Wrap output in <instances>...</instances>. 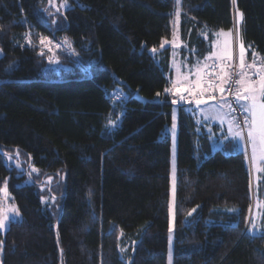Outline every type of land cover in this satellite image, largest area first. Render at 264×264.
I'll use <instances>...</instances> for the list:
<instances>
[{
  "label": "trees",
  "instance_id": "obj_1",
  "mask_svg": "<svg viewBox=\"0 0 264 264\" xmlns=\"http://www.w3.org/2000/svg\"><path fill=\"white\" fill-rule=\"evenodd\" d=\"M67 2L56 12L50 0H0V189L8 180L22 216L0 233L1 263L167 264L165 128L176 107L173 264H264V234H249L253 193L245 155L213 152L187 109L192 104H173L164 94L171 49L161 44L173 35L175 0ZM180 8V37L199 57L208 51L202 33L232 31L242 13L240 41L249 57L264 59V0H181ZM29 34L61 45L60 68L27 44ZM19 152L45 175L66 172L56 218L43 210L37 183L19 186L5 165L4 155Z\"/></svg>",
  "mask_w": 264,
  "mask_h": 264
},
{
  "label": "rangeland",
  "instance_id": "obj_2",
  "mask_svg": "<svg viewBox=\"0 0 264 264\" xmlns=\"http://www.w3.org/2000/svg\"><path fill=\"white\" fill-rule=\"evenodd\" d=\"M64 4V0H52V9L56 12L59 8V12L62 10H65L68 8L69 4L67 2V6H62ZM175 15H174V22H173V35L168 43H164V46L161 47V49L169 47L171 49V56H170V70L172 72V76L169 77V86L167 88H173L174 83H178L179 85H185L189 86V72L190 71H197L201 68V65L209 64V63H217L219 65H223L226 63L233 62V60L236 58L238 60V64L240 66V57H241V41H240V30L241 26L243 24V17L241 18L240 14H237V18L235 20L234 29L231 30H220V31H211V30H205L202 33V37L207 42L208 51L204 55V57H199L197 52V48H189L187 44L182 41L180 37V14H181V0H179V3H177V0H175ZM177 12H179V16H177ZM53 21H57V16L52 17ZM228 33H231L230 35H227ZM41 38H34L32 35H28L26 40L27 44L36 46L40 54L42 56H45L46 60L48 61V64L52 66L53 68H60L61 62L63 60V55H65L64 51L61 49V45L55 41L54 39L50 37L47 38L45 42L42 44ZM63 42L67 40V44H69V40L65 37L62 39ZM49 41L51 43H49ZM59 45V47H57ZM51 48V51L49 49ZM185 51V58L182 57V51ZM159 50H156V54L153 55L152 51H150V54L156 58L159 54ZM255 53L254 59L248 61V64L255 63L257 66H260L262 63H264V59L259 57L260 55ZM69 56H72L68 53ZM231 56V59H228V56ZM2 56V52L0 50V57ZM192 57V62H189V58ZM247 53L246 49L244 48L243 58L247 59ZM249 59V58H248ZM72 61L77 66H80L83 72L85 71V67L80 63L77 56H73L71 58ZM247 65V64H246ZM208 67V66H207ZM253 69L251 76L256 79V71H254L256 68ZM250 68L245 67L243 71H250ZM197 73V72H196ZM199 73H201V69L199 70ZM205 76V75H204ZM197 80L200 79V76H197ZM203 82H201L202 84ZM165 88V89H167ZM198 91V90H197ZM165 95H170L172 100L177 99L174 97V91L172 93H166L164 90ZM186 99L184 100V103L186 104H192L193 97L189 96V93L187 92L185 95ZM224 99H221L218 103L214 102V105L203 103L201 107L195 108L193 106H189L187 109L190 111L195 121L198 124H202L204 121H207L208 119H213L215 112H221L220 109L222 108L221 105L224 103ZM182 104L183 102L178 101L176 104ZM226 104V103H225ZM245 103H242L244 105ZM175 114H176V135H175V147L173 142V136H172V122L166 126L165 132L168 133L170 136L171 141V167H170V199H169V226L173 225L174 221V211H175V200H176V182H177V137H178V112L175 107ZM235 124V123H234ZM232 127V126H231ZM230 126H227L226 132H223L221 135H215L213 132H211L210 140H211V146L212 151H222L224 155L230 156L238 153H243L245 155L251 181H252V193H253V207H252V222H255L257 228L253 231H249V234L252 236H258L264 234V192H263V183H264V160H261L257 158V160L254 162L252 159V147L251 144L247 140V132L244 135V139L237 141L231 138V132L229 131ZM238 130L236 128V125L232 127V131ZM227 137V139H226ZM237 144L239 145L237 147ZM11 156L12 160H8V157ZM257 156L259 157V151L257 152ZM4 163L7 166V168L10 171H15V176L18 178L17 184L19 186L21 185H36L37 183V191L40 195V201L43 207L44 211H49L50 214L53 217H57L60 213V209L62 207V198L63 194L61 195V189L59 188L61 185H63L65 179H66V172L62 171L57 176L54 175H45L43 171L37 167H35L32 163H30L28 157L22 153H14L4 155ZM173 167H175V191L173 193ZM35 169V171H33ZM12 174H10L8 177H10ZM8 179V178H7ZM6 185L8 183V180L5 181ZM53 186V184H55ZM5 186V183L3 184V189ZM53 186V187H52ZM263 192V193H262ZM55 196V202H53L52 197ZM17 209V206L14 204L11 198V194L8 190L7 185V192L0 191V210H9V209ZM19 212V210H18ZM11 219L9 221H6V228L0 229V233L2 235H5L6 231L9 228V225L11 222H17L22 219L21 213L19 212V215H14L11 211L7 213ZM251 222V226H252ZM250 226V228H251ZM171 235V245L169 242L168 245V254H167V264H173V228L172 232L169 233V236ZM128 248V245H126L122 252H126ZM171 249V261L169 260V254ZM129 262V261H128ZM0 264L1 261H0Z\"/></svg>",
  "mask_w": 264,
  "mask_h": 264
},
{
  "label": "snow or ice",
  "instance_id": "obj_3",
  "mask_svg": "<svg viewBox=\"0 0 264 264\" xmlns=\"http://www.w3.org/2000/svg\"><path fill=\"white\" fill-rule=\"evenodd\" d=\"M52 0H50V3ZM177 3H179V0H177ZM62 6H67V0H64V4ZM59 11V8L57 9ZM177 16H179V12H177ZM241 18L243 14H240ZM55 23V21H53ZM231 33H228L227 35H230ZM47 38L42 37L41 43L43 44ZM49 43H51L49 41ZM67 44V40L65 41ZM164 43H168V41H164ZM70 47V45H68ZM164 44H161V47H163ZM59 47V45H57ZM51 51V48L49 49ZM153 55L156 54V49L153 48L152 50ZM241 57H240V68L241 71L239 73L229 74L225 73L223 76L219 77L220 79V85H213L209 83V87L212 88H219V91L221 93L225 92L226 90L229 92H232V86H237L235 88V92L233 93L235 95V98L237 101H246L247 104L241 105L242 110L247 113L248 115L245 117L244 124L247 128V140L251 144L252 147V159L255 162L257 158L264 160V63H262L260 66H257L255 63L246 65L243 58L244 53V46L241 44ZM43 54V53H41ZM228 59H231V56H228ZM247 68H256V75H258L259 79L257 81H252L251 77L248 76V73L244 72L243 69ZM197 74H199V70H197ZM233 75L238 76V79H233ZM222 85H229V87L226 89ZM199 89V91H197ZM174 91V94L178 97L177 99H173L172 103L176 104L178 101H184L186 97L182 94L181 89L179 87L178 83L173 84V88H167L165 89L166 93H172ZM184 91L189 93V96L193 97L194 102L196 106L198 107L202 103H205L206 101L203 100L201 97H203L206 89L201 86V82L198 80L196 83H191L187 88L184 89ZM114 95H119V93H114ZM160 94L157 93V96ZM122 98V97H121ZM226 103V101H225ZM223 104L221 105V107ZM229 108H231V104L228 105ZM118 119V118H117ZM172 136H173V142L175 147V135H176V114L175 110L173 111L172 116ZM110 127H115L117 125L116 120H109L108 122ZM236 128L238 130L232 131V127L230 125L229 131L231 132V138L237 141L244 139V132L240 129V125L237 124ZM227 139V137H226ZM239 145L237 144V147ZM259 151V157L257 156V152ZM8 160H12V157L9 156ZM35 171V169H33ZM0 191L7 192V185L5 182V186L3 189H0ZM175 191V167H173V193ZM55 196L52 197L53 202H55ZM9 211H11L14 215H19V212L17 209H9V210H0V229L6 228V221H9L11 217L7 214ZM192 211H195L193 209ZM191 215V212L189 213ZM257 228L255 222H252L251 228H249V231H253ZM169 232H172V228L170 226ZM171 235L169 236V242L171 245ZM169 260L171 261V249L169 254Z\"/></svg>",
  "mask_w": 264,
  "mask_h": 264
},
{
  "label": "built area",
  "instance_id": "obj_4",
  "mask_svg": "<svg viewBox=\"0 0 264 264\" xmlns=\"http://www.w3.org/2000/svg\"><path fill=\"white\" fill-rule=\"evenodd\" d=\"M223 71H226L229 74L239 73L241 71V68L238 64V60L235 58L233 62L226 63L223 65H219L217 63H212L208 65V67L205 70V80L208 82V84L211 83L213 85H217L219 82V77ZM238 78H239L238 76L233 75V79H238ZM223 87L227 89L229 85H224ZM236 87L237 86L233 85L232 92H229L226 90L225 92L220 93V95H218L216 92H214L212 87L208 86L203 97L201 98L205 100L206 102H211V101L218 100L219 98H222L224 99V101H226L227 107L229 104H231V108L228 107V110L232 117V120L235 123V125L237 124L240 125L239 130H242L245 135L247 132V128L245 127L244 120L248 114L245 113L241 108L243 101L242 100L237 101L235 98V95L233 94L235 92ZM184 89L185 88L181 89V92L185 96L187 92L184 91ZM115 93H118V92H115ZM115 96L118 97L119 95H115ZM192 102L195 103L194 99H192Z\"/></svg>",
  "mask_w": 264,
  "mask_h": 264
},
{
  "label": "crops",
  "instance_id": "obj_5",
  "mask_svg": "<svg viewBox=\"0 0 264 264\" xmlns=\"http://www.w3.org/2000/svg\"><path fill=\"white\" fill-rule=\"evenodd\" d=\"M247 53V52H246ZM254 55H255V52H253L252 53V56L251 57H249L248 55H247V59H244V62H245V64H248L247 62L248 61H250V60H253L254 59ZM257 55V54H256ZM260 57V56H259ZM249 58V59H248ZM261 58V57H260ZM255 60V59H254ZM191 63V62H190ZM210 64H212V63H209V64H205V65H201V73H199V74H197L196 72L197 71H190L189 72V79L188 80H191V81H189V84H191V83H196L198 80L200 81V82H203L202 84H201V86L202 87H204L205 89H207V87L209 86V84H208V82L205 80V70H206V68H207V66L208 65H210ZM199 69V70H200ZM252 71H253V69H251L250 71H248V70H246V71H244V72H246V73H248V76H250L251 77V80L252 81H257L258 79H259V77H258V75H257V77H256V79L255 78H253L252 76H251V74H252ZM254 71H257V69H255ZM225 73H227L226 71H223L222 73H221V75H220V77L221 76H223ZM197 76H200V79H196L197 78ZM217 85H220V79H219V82H218V84ZM222 86H224V85H222ZM179 87H180V89H183V88H187V86H185V85H179ZM198 91H199V89H197ZM213 90H214V92H216L218 95H220V91H219V88L218 87H216V88H213ZM174 97H176L175 96V94H174ZM177 98V97H176ZM222 98H219L218 100H215V101H211V102H207L208 104H211V105H214V107H217V108H219L218 106H215V104H213L214 102H216V103H218L220 100H221ZM183 103H184V101H183ZM243 103H245V104H247L248 102H246V101H243ZM190 104V103H189ZM194 104L195 103H192V106L193 107H195L194 106ZM203 104V103H202ZM202 104L199 106V107H201L202 106ZM199 107H195L196 109L197 108H199ZM220 109H223V110H221V112H215V115H214V118L213 119H208L207 121H204L202 124H198V125H201V126H203V128L205 129V131L210 135L211 134V132H213L215 135H221V134H223V132H226V129H227V126H235V124H234V122H233V120H232V117H231V115H230V113H229V110H228V107L226 106V104H225V102L223 103V106H222V108H220Z\"/></svg>",
  "mask_w": 264,
  "mask_h": 264
},
{
  "label": "water",
  "instance_id": "obj_6",
  "mask_svg": "<svg viewBox=\"0 0 264 264\" xmlns=\"http://www.w3.org/2000/svg\"><path fill=\"white\" fill-rule=\"evenodd\" d=\"M134 98L136 99V100H138L139 102H141V103H145L146 102V99L145 98H143L141 95H139V94H136L135 96H134ZM194 106L195 107H197L196 106V104H194ZM200 106V105H199ZM198 106V107H199Z\"/></svg>",
  "mask_w": 264,
  "mask_h": 264
}]
</instances>
